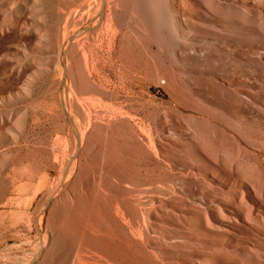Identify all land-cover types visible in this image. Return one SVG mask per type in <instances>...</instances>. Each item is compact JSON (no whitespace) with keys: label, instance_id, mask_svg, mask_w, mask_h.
I'll list each match as a JSON object with an SVG mask.
<instances>
[{"label":"bare ground","instance_id":"6f19581e","mask_svg":"<svg viewBox=\"0 0 264 264\" xmlns=\"http://www.w3.org/2000/svg\"><path fill=\"white\" fill-rule=\"evenodd\" d=\"M0 141L20 264H264V0H0Z\"/></svg>","mask_w":264,"mask_h":264},{"label":"rangeland","instance_id":"374dc122","mask_svg":"<svg viewBox=\"0 0 264 264\" xmlns=\"http://www.w3.org/2000/svg\"><path fill=\"white\" fill-rule=\"evenodd\" d=\"M44 99L42 89L39 86L34 89V91L29 95V98L19 100L16 104L17 106L24 104L40 105ZM24 134L29 133L26 132ZM4 143L5 142L0 141V146H4ZM225 154L226 153H224L222 157L223 162L225 163L228 160L225 163L228 164L229 159H227L228 156ZM16 167L15 163L8 162L0 168V207L2 204L8 202L5 210L0 212V264H20L22 258L32 249L34 243L33 223L31 221H27L26 215L18 218L16 213L11 212L15 205L13 201V198L15 197V190L11 180L15 171H17V169H15ZM50 173L52 176L55 174L54 170H51ZM262 203L264 205V200ZM169 223L175 226L179 232H186L187 234L193 233L199 238H214L226 242H233L229 234L216 231L217 225L207 228L205 225L199 223L198 226H196V230H191L188 228V219H177L173 216L170 217ZM220 255L222 256V259L228 261H238L240 259V255L231 250L226 252L222 251Z\"/></svg>","mask_w":264,"mask_h":264}]
</instances>
